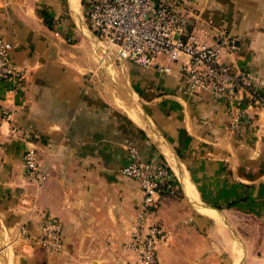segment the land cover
<instances>
[{
  "label": "crops",
  "instance_id": "0c3cea01",
  "mask_svg": "<svg viewBox=\"0 0 264 264\" xmlns=\"http://www.w3.org/2000/svg\"><path fill=\"white\" fill-rule=\"evenodd\" d=\"M181 1L200 38L238 37L223 60L264 90V0ZM86 11L87 0H0V35L24 72L13 91L0 81L12 114L0 128V236L14 238L0 264H139L128 244L143 195L121 173L129 146L166 160L179 183L145 223L165 231L157 264H264V108L240 90L245 114L231 128L226 106L189 91L178 64L144 70L107 52ZM30 148L42 183L26 174ZM43 217L56 219L61 247L18 237L20 225L37 235Z\"/></svg>",
  "mask_w": 264,
  "mask_h": 264
},
{
  "label": "built area",
  "instance_id": "2783aa9c",
  "mask_svg": "<svg viewBox=\"0 0 264 264\" xmlns=\"http://www.w3.org/2000/svg\"><path fill=\"white\" fill-rule=\"evenodd\" d=\"M190 5L181 0H87L86 21L107 52L119 59L132 61L144 70L166 73L169 67L160 65L161 58L178 64L189 91L207 94L214 102L224 104L230 126L236 129L245 114L240 107L244 102L240 90L246 91L249 102L262 108L264 90L250 85L249 73H236L223 60L239 49L238 37L216 30L213 43L200 38L199 28L192 23ZM52 24L57 29L60 27L57 20H52ZM11 51L12 44L0 35V81L13 91L23 80L24 72L11 62ZM11 115L7 108L0 109V128L2 122L11 121ZM18 131L16 126L10 128V134ZM127 152V163L121 173L136 180L143 195L137 210V226L130 234L128 245L138 256L139 264H157L156 243L165 237V231L158 224L145 223L149 211L158 208L166 195L180 193L178 179L166 160L144 158L134 146H129ZM22 156L26 174L42 183L46 174L35 150L26 149ZM37 230V235H31L26 225H20L18 237L45 249L61 247L55 218H41Z\"/></svg>",
  "mask_w": 264,
  "mask_h": 264
},
{
  "label": "rangeland",
  "instance_id": "374dc122",
  "mask_svg": "<svg viewBox=\"0 0 264 264\" xmlns=\"http://www.w3.org/2000/svg\"><path fill=\"white\" fill-rule=\"evenodd\" d=\"M85 19H86V16H85ZM0 225H1V222H0ZM0 231L2 232L4 231V229L2 228V225L0 226ZM16 240H18V237H16ZM13 241H14V238L9 233H5L4 236H0V258H2L3 260H7L6 250L10 249L9 246L11 245Z\"/></svg>",
  "mask_w": 264,
  "mask_h": 264
},
{
  "label": "trees",
  "instance_id": "16d2710c",
  "mask_svg": "<svg viewBox=\"0 0 264 264\" xmlns=\"http://www.w3.org/2000/svg\"><path fill=\"white\" fill-rule=\"evenodd\" d=\"M42 16L47 20V15L45 13H42Z\"/></svg>",
  "mask_w": 264,
  "mask_h": 264
},
{
  "label": "bare ground",
  "instance_id": "6f19581e",
  "mask_svg": "<svg viewBox=\"0 0 264 264\" xmlns=\"http://www.w3.org/2000/svg\"><path fill=\"white\" fill-rule=\"evenodd\" d=\"M10 263V262H9ZM7 264V263H6Z\"/></svg>",
  "mask_w": 264,
  "mask_h": 264
}]
</instances>
